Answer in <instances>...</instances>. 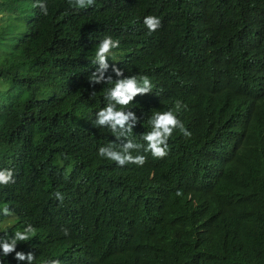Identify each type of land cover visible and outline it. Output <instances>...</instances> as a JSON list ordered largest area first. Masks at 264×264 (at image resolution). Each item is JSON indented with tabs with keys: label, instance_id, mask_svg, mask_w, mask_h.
Returning a JSON list of instances; mask_svg holds the SVG:
<instances>
[{
	"label": "trees",
	"instance_id": "16d2710c",
	"mask_svg": "<svg viewBox=\"0 0 264 264\" xmlns=\"http://www.w3.org/2000/svg\"><path fill=\"white\" fill-rule=\"evenodd\" d=\"M40 2L47 15L36 6ZM2 10L15 13L19 29L8 51L0 40V164L15 179L0 186V196L27 179L43 216L69 219L75 205L90 214L75 213L68 240L52 239L36 260L264 264V138H235L224 150L198 141L214 122L218 100L234 95L227 79L240 74L234 67L245 33L223 47H207L223 32L264 27V0H159L153 13L162 27L150 34L138 23L109 21L96 5L76 11L63 0H2ZM105 34L120 40L119 54L132 63L121 66L123 75L134 74L138 82L146 76L152 84L150 93L137 95L138 122L126 137L88 125L89 112L77 100ZM175 72L204 91L175 81ZM203 74V81H194ZM177 101L191 135L177 134L167 158L118 166L98 155L101 147L119 151L127 140L142 146L131 155L148 153L143 135L151 131V114L176 108ZM71 180L78 185L71 187ZM49 188L63 199L42 203L37 190ZM0 264L16 262L8 257Z\"/></svg>",
	"mask_w": 264,
	"mask_h": 264
},
{
	"label": "clouds",
	"instance_id": "9594fccd",
	"mask_svg": "<svg viewBox=\"0 0 264 264\" xmlns=\"http://www.w3.org/2000/svg\"><path fill=\"white\" fill-rule=\"evenodd\" d=\"M2 1V0H0ZM73 10H87L93 5L104 14L111 22L125 26L130 23H138L150 33H157L162 27V17L153 11L159 6V0H63ZM38 6L44 15H47V7L43 2ZM10 15V16H8ZM26 15H28L26 17ZM24 18L29 17L26 14ZM8 18L11 22L9 29L0 25V40L3 48L8 51L11 40L15 38L18 29L13 25L14 12L0 11V19ZM19 18V19H24ZM252 20H259L254 17ZM262 20V19H260ZM251 28L239 27L235 32H223L221 38L207 49L220 48L227 45L237 35L245 33L240 39L241 48L237 53L235 67L240 74H233L227 79L233 96L222 97L216 103L212 111L213 124L207 128L205 135L198 141L206 142L205 145L217 150L233 147L235 138H264V27ZM182 39V38H181ZM121 46L119 39L110 34L100 36L97 41L90 62L95 71L81 88L84 94L77 98L89 115L87 124L105 132L111 129L117 138L126 137L132 132L133 126L138 122V117L133 112L141 98L137 95L150 93L152 84L148 77H142L138 82L134 74L123 75L124 64H132L127 58L118 52ZM197 76L194 81L204 80ZM238 78L243 82L238 84ZM174 80L189 84V90L194 92L204 91L194 88V83L186 76L174 73ZM191 82H187V81ZM202 84V82H200ZM215 85V84H214ZM217 85H215V89ZM193 92V91H192ZM136 103L131 105L132 102ZM181 104L155 110L151 114L149 124L151 131L143 135L146 141L145 152L131 155L132 150H139L142 146L131 140L123 143L119 151L112 147H101L98 155L116 162L118 166L134 163L142 166L146 158L150 162L161 161L167 158L171 152L172 144L177 134L190 137L191 133L185 127L179 114ZM131 109L132 111H125ZM131 120V124L126 122ZM117 126L122 130L117 132ZM34 168L29 169L31 172ZM26 180H19L15 185L5 189L0 196V258L11 257L16 264H63L62 259L46 260L35 259V253L48 251V244L52 239H59L65 243L74 226L77 224L75 213L90 215L79 206L74 207V213L69 219L57 220L43 216L39 205L33 200L35 192L26 186ZM15 183L13 172L0 164V186ZM45 182L40 183L42 187ZM78 185L71 180V187ZM21 190H28L29 194H23ZM40 201L50 203L53 198L63 199L60 192L53 193V189L37 190ZM177 195H180L177 192ZM29 244L26 250L23 244Z\"/></svg>",
	"mask_w": 264,
	"mask_h": 264
},
{
	"label": "rangeland",
	"instance_id": "374dc122",
	"mask_svg": "<svg viewBox=\"0 0 264 264\" xmlns=\"http://www.w3.org/2000/svg\"><path fill=\"white\" fill-rule=\"evenodd\" d=\"M8 16H10V15H8ZM28 15H26V17H27ZM8 22H11V20H9L8 18H3V19H0V25H3L4 24V28L5 29H9L11 26L10 25H12V23L9 25V24H5V23H8ZM21 23H24V22H26V19L24 18V19H21V21H20ZM14 25V24H13Z\"/></svg>",
	"mask_w": 264,
	"mask_h": 264
},
{
	"label": "bare ground",
	"instance_id": "6f19581e",
	"mask_svg": "<svg viewBox=\"0 0 264 264\" xmlns=\"http://www.w3.org/2000/svg\"><path fill=\"white\" fill-rule=\"evenodd\" d=\"M169 75V74H168ZM187 113V112H186Z\"/></svg>",
	"mask_w": 264,
	"mask_h": 264
}]
</instances>
